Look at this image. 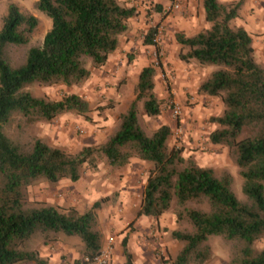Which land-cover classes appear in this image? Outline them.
I'll return each mask as SVG.
<instances>
[{"label":"trees","instance_id":"1","mask_svg":"<svg viewBox=\"0 0 264 264\" xmlns=\"http://www.w3.org/2000/svg\"><path fill=\"white\" fill-rule=\"evenodd\" d=\"M242 5L243 0L230 4L202 0L209 29L190 37L177 33L175 40L186 50L179 53L181 61L216 68L198 93L222 101V114L210 121L216 129L209 141L225 146L240 169L243 202L234 196L228 173L217 175L193 158L183 157L181 148L168 146V126L150 134L141 127L139 105L148 118L161 114L153 66L139 72L135 98L103 144L70 154L40 139L27 149L9 140L2 128L15 113L28 123L49 122L66 113L87 116L89 103L77 94L52 101L23 89L30 84L81 86L118 49L137 11L118 0H36V10L51 20V27L41 46L30 47L24 63L13 68L5 58L6 46L28 44L39 20L15 4L8 5L0 29V264H47L29 247L38 235L46 244L59 234L77 237L83 244L79 264L82 258L97 254L103 241L98 211L108 198L79 213L74 207L30 202L28 189L39 181L77 182L84 167L95 170L104 161L121 169L134 158L151 165L135 218L157 220L173 206L178 227L171 236L183 246L171 264H206L212 258L209 236H220L232 245L229 264H264V245L257 247L259 241L264 243V69L255 60L249 34L231 26ZM150 37L146 45H152ZM122 255L124 264H133L125 240Z\"/></svg>","mask_w":264,"mask_h":264},{"label":"rangeland","instance_id":"2","mask_svg":"<svg viewBox=\"0 0 264 264\" xmlns=\"http://www.w3.org/2000/svg\"><path fill=\"white\" fill-rule=\"evenodd\" d=\"M192 1V14L188 15L186 7L178 12L167 11V5L162 4L160 0H118L123 6L142 8V18L139 19L137 14L128 21V31L121 36L118 49L111 54L112 59L109 63L112 66L110 65L108 70L107 60L104 67L92 70L91 77L79 87L68 88L63 85L44 87L30 84L23 89L34 97L52 101L60 100L66 94H77L89 103L90 111L87 116L66 113L49 122L28 123L20 114L15 113L2 128L6 137L23 149L29 148L34 140L40 139L47 145L70 154H76L86 146H99L106 142L117 126L118 116L124 113L134 100V87L141 69L153 66L156 70L154 93L161 102V114L157 118H148L139 105L140 125L145 133L150 134L162 125L168 126L171 130L169 147L181 148L183 157L193 158L200 167L211 168L217 175L228 173L232 178L234 196L238 201H245L240 169L225 146L213 145L209 141V135L216 129V125L210 121L222 114V101L219 97L198 93L200 84L216 68L200 65L195 61L188 63L181 61L179 59L181 46H175L177 33L190 37L210 27L204 20L200 0ZM218 1L230 4L239 0ZM251 1L243 0L238 16L231 22V26L242 27L249 34L255 60L264 69V0H254L253 3ZM35 2L36 0H0V29L9 4H15L22 13L31 14L39 20L28 44L6 46L5 58L13 68L24 63L30 47L41 46L46 32L51 27V20L36 10ZM170 16L171 22L174 23L172 29L179 22L178 19L173 20L174 16H177L184 20L185 24L181 23V26L190 32L179 31L178 27L177 30L170 31L172 25ZM158 28L162 30L159 42L156 45H146L148 34H151L152 39ZM182 52L185 53L186 50ZM104 76L107 80H104ZM176 109L179 110V115L174 114ZM150 167V164L135 158L121 169L112 168L101 161L95 170L84 167L77 182H67L71 183L73 188L70 187L69 190V187H62L54 197L62 200L63 192L77 191V196L83 195L84 200L99 201L108 198L109 201L98 211L99 229L101 233L105 232V229L109 233V235L102 233L104 245L108 239L122 233L118 218L125 216L128 221L134 220L129 228L130 232L136 230L134 225L139 218L135 219V215L141 205ZM57 187L58 184L51 185L39 181L28 189V199L30 202L46 203L44 198L51 196ZM68 203L70 202L65 201L61 206H55L61 209L74 207ZM83 210H86V207ZM162 217L164 224L159 222ZM160 218L157 220L145 218L146 223L142 224V231L147 230L149 234L151 232L153 241L150 246L159 263L161 264L160 258L167 257L162 264H171L183 246L171 236V232L178 227L173 206ZM60 237L66 236L59 234L56 241ZM68 238L80 242L76 237ZM44 241V238L38 235L30 241L29 247L36 250L38 246H52L56 242L46 244ZM208 244L212 258L206 264H229L233 252L231 244L220 236H209ZM263 245V241L257 243L258 248H262ZM114 246L113 239V248Z\"/></svg>","mask_w":264,"mask_h":264},{"label":"crops","instance_id":"3","mask_svg":"<svg viewBox=\"0 0 264 264\" xmlns=\"http://www.w3.org/2000/svg\"><path fill=\"white\" fill-rule=\"evenodd\" d=\"M169 0H160L162 4L167 5ZM202 0H200V8L203 11L202 7ZM254 0L251 1L253 3ZM192 6H193V1L192 0H183V7H186V10L189 11L188 15L192 14ZM137 11V17L140 19L142 18V8L138 9L136 8ZM141 12V13H140ZM172 17L170 16V31H173V29L177 30V27L180 30H184L185 33H188L190 31L184 29L182 24H185L183 21L179 19V17L174 16L173 20H179L178 23L175 24V27L172 29V26L174 23L171 22ZM205 20V19H204ZM187 24H192L188 23ZM175 46L179 47V44L175 41ZM112 59V55L108 59V63ZM110 65L112 66L111 63L108 64L106 69L108 70L110 68ZM104 80H107L106 76H104ZM67 182H70L68 180H62L58 183V187L54 190L53 193H51V196L45 197L44 200L46 203L50 205H57L61 206L63 202L68 201L70 205L77 207L78 211H81V213H84L87 210H90L92 205L95 203L96 200L90 201V200H84L83 195H78L77 196V191H72L70 192H63V199H57L54 197V194L57 192H60L62 187L68 188L70 190V187L73 188V186L68 184ZM56 191V192H55ZM59 195V194H58ZM79 200V204H77V201ZM86 207V210H83ZM140 207V206H139ZM139 210V208H138ZM137 210V211H138ZM136 217V215H135ZM123 218V219H122ZM122 218H118L120 227L122 228V233L120 235L113 237L114 239V252H113V261L112 264H124L125 259L122 255V241H126V246L128 251L132 254L133 257V264H160L158 259L153 255L152 249L150 246L151 241V232L150 234L148 231H142V224L146 223L144 220L147 217H140L138 219V222L134 225L136 230L134 232H130L129 225L133 224L134 220L128 221L125 216ZM136 219V218H135ZM164 217L159 219L160 223H163ZM164 224V223H163ZM162 224V225H163ZM161 225V226H162ZM166 226V224L164 225ZM128 227V228H127ZM170 228V226H169ZM103 235H109L107 232V229H105V232H102ZM69 236L66 237H60L58 241L54 242L53 245H41L36 248V250L39 253L40 259L44 260L47 262V264H76L80 261L81 259V253L80 251L83 248V244L80 241L79 243L75 240H71L68 238ZM77 238V237H76ZM74 242V243H73ZM103 246V245H102ZM168 259L167 257L165 260ZM21 264H35L32 262L28 263H21ZM162 264V263H161Z\"/></svg>","mask_w":264,"mask_h":264},{"label":"built area","instance_id":"4","mask_svg":"<svg viewBox=\"0 0 264 264\" xmlns=\"http://www.w3.org/2000/svg\"><path fill=\"white\" fill-rule=\"evenodd\" d=\"M183 8V0H169L167 4V11L178 12ZM162 30L157 29L153 35L151 41L152 45H156L161 37ZM175 115H179V110L176 109L174 112ZM113 239L110 238L102 246L101 250L91 257L82 258V264H112L113 261Z\"/></svg>","mask_w":264,"mask_h":264}]
</instances>
